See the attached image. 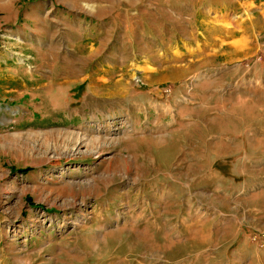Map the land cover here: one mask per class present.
<instances>
[{"label": "rangeland", "instance_id": "374dc122", "mask_svg": "<svg viewBox=\"0 0 264 264\" xmlns=\"http://www.w3.org/2000/svg\"><path fill=\"white\" fill-rule=\"evenodd\" d=\"M121 2L0 0V264H264V0Z\"/></svg>", "mask_w": 264, "mask_h": 264}, {"label": "crops", "instance_id": "0c3cea01", "mask_svg": "<svg viewBox=\"0 0 264 264\" xmlns=\"http://www.w3.org/2000/svg\"><path fill=\"white\" fill-rule=\"evenodd\" d=\"M122 0H104V2L108 3V9H110L111 6H114L115 4L116 5H122L124 2H121ZM124 11V10H123ZM125 17V16H124ZM119 18L116 17V18H112L111 21L112 23L116 24V20H118ZM112 26H111V30H112ZM189 41V39H187Z\"/></svg>", "mask_w": 264, "mask_h": 264}]
</instances>
